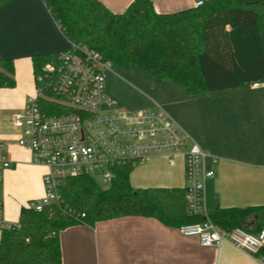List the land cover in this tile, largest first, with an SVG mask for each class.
Instances as JSON below:
<instances>
[{
  "label": "crops",
  "instance_id": "crops-1",
  "mask_svg": "<svg viewBox=\"0 0 264 264\" xmlns=\"http://www.w3.org/2000/svg\"><path fill=\"white\" fill-rule=\"evenodd\" d=\"M98 1L121 13L133 0ZM150 1L163 14L192 8L197 0ZM70 46L43 0H10L0 5V57L14 64L15 85L9 90L18 98L13 109L20 111L34 92L32 58L67 51ZM115 67L107 79L114 98L131 109L158 105L206 154L218 159L215 166L207 163L214 171L205 184L207 212L264 205V83L190 96L169 79L157 84L136 66ZM11 116L0 119V158L13 163L1 176L2 218L18 223L20 208L42 197L41 171L46 169L31 164L29 152L16 143L18 136L2 131L8 125L18 134ZM167 159L154 154L140 162L146 174L131 172V186L185 189L183 156L175 155L172 163ZM58 239L60 264H264L229 243L201 246L179 228L146 217L76 224L60 231Z\"/></svg>",
  "mask_w": 264,
  "mask_h": 264
},
{
  "label": "trees",
  "instance_id": "trees-1",
  "mask_svg": "<svg viewBox=\"0 0 264 264\" xmlns=\"http://www.w3.org/2000/svg\"><path fill=\"white\" fill-rule=\"evenodd\" d=\"M43 2L68 42L113 65L136 66L157 84L169 79L192 96L264 83V2L203 0L163 14L150 0H133L121 13L98 0ZM55 54L33 57V76ZM14 85V64L0 57V89ZM134 167L116 168L106 188L89 176L67 178L59 203L40 212L21 207L20 227L1 229L0 264H60L59 232L76 224L136 216L179 228L204 219L187 213L184 188L132 187ZM208 218L224 231L241 227L255 234L264 227V205L216 208Z\"/></svg>",
  "mask_w": 264,
  "mask_h": 264
},
{
  "label": "built area",
  "instance_id": "built-area-1",
  "mask_svg": "<svg viewBox=\"0 0 264 264\" xmlns=\"http://www.w3.org/2000/svg\"><path fill=\"white\" fill-rule=\"evenodd\" d=\"M202 3L197 0L194 6ZM70 44L69 50L56 53L40 66L34 75L33 94L10 118L18 131L17 145L29 152L31 164L46 169L44 193L28 207L40 212L59 203L60 187L67 178L89 176L106 188L122 165L135 166L154 154L165 155L172 163L175 155H182L187 213L204 219L179 227L180 232L196 237L201 246L229 243L264 261V227L255 234L241 227L224 231L208 218L205 184L214 171L207 163L215 166L218 159L206 154L158 105L124 110L108 91L112 64L95 50ZM12 165L0 158V181L2 172ZM19 227L4 221L0 204V228Z\"/></svg>",
  "mask_w": 264,
  "mask_h": 264
},
{
  "label": "rangeland",
  "instance_id": "rangeland-1",
  "mask_svg": "<svg viewBox=\"0 0 264 264\" xmlns=\"http://www.w3.org/2000/svg\"><path fill=\"white\" fill-rule=\"evenodd\" d=\"M115 66L116 65L112 64L111 71L108 73V75L112 71L116 72L115 71L116 70ZM108 75H107V79H108ZM107 85H108V91L110 93V84L108 82H107ZM110 95H111V93H110ZM17 98H18L17 95L12 93L11 90H9V89H0V119H2L4 117L5 118L9 117L13 113L19 112L18 110L13 109L14 106H15V103L17 102ZM114 99H116V98H114ZM117 101L122 106V108L124 110H126V111H137V110H139V109H131V108L128 107V105L126 103H124L122 101H119V100H117ZM0 127H1V125H0ZM3 127H4V130H2L3 132H6L8 135L10 134V135H16V137L18 136V134L15 133V131L14 132L11 131V129H10V127L8 125H7V127L5 125ZM146 160H147V158L144 161H146ZM167 162H168V159H167ZM145 171H146L145 168L141 167L139 165V163H138V164L135 165V168L132 170V174L135 173L136 175L142 177V176H144L146 174ZM41 172H42V178H43L44 174H45V171H41ZM102 188H105V187H102ZM1 207H2V210L5 209V205H4L3 201H1Z\"/></svg>",
  "mask_w": 264,
  "mask_h": 264
},
{
  "label": "water",
  "instance_id": "water-1",
  "mask_svg": "<svg viewBox=\"0 0 264 264\" xmlns=\"http://www.w3.org/2000/svg\"><path fill=\"white\" fill-rule=\"evenodd\" d=\"M2 201V184L0 183V202Z\"/></svg>",
  "mask_w": 264,
  "mask_h": 264
}]
</instances>
